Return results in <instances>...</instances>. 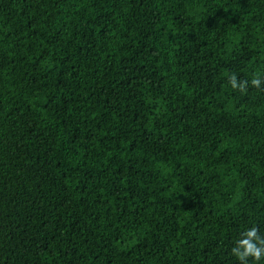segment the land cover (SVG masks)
<instances>
[{
	"label": "trees",
	"instance_id": "trees-1",
	"mask_svg": "<svg viewBox=\"0 0 264 264\" xmlns=\"http://www.w3.org/2000/svg\"><path fill=\"white\" fill-rule=\"evenodd\" d=\"M257 71L264 0H0V264H236Z\"/></svg>",
	"mask_w": 264,
	"mask_h": 264
},
{
	"label": "clouds",
	"instance_id": "clouds-1",
	"mask_svg": "<svg viewBox=\"0 0 264 264\" xmlns=\"http://www.w3.org/2000/svg\"><path fill=\"white\" fill-rule=\"evenodd\" d=\"M228 86L233 92L244 94L249 87L264 92V71L253 72L249 79L233 73L228 76ZM236 264H264V235L253 225L240 232L230 250Z\"/></svg>",
	"mask_w": 264,
	"mask_h": 264
},
{
	"label": "bare ground",
	"instance_id": "bare-ground-1",
	"mask_svg": "<svg viewBox=\"0 0 264 264\" xmlns=\"http://www.w3.org/2000/svg\"><path fill=\"white\" fill-rule=\"evenodd\" d=\"M80 119V118H79ZM182 163V162H181Z\"/></svg>",
	"mask_w": 264,
	"mask_h": 264
}]
</instances>
